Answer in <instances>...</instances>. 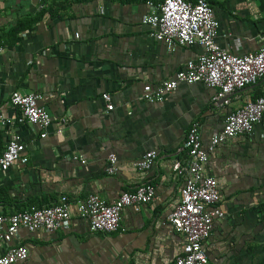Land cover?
Instances as JSON below:
<instances>
[{
  "label": "crops",
  "instance_id": "crops-1",
  "mask_svg": "<svg viewBox=\"0 0 264 264\" xmlns=\"http://www.w3.org/2000/svg\"><path fill=\"white\" fill-rule=\"evenodd\" d=\"M145 1L0 0V118L18 114L10 94L33 92L51 120L44 137L36 125L0 124V150L15 132L27 158L0 171V214L71 204V217L53 232L19 228L10 244L24 246L27 256L11 264H169L183 244L165 217L183 184L172 163L186 161L187 129L197 123L205 146L226 113L264 96L263 76L225 104L213 105L214 89L201 82H179L161 101L145 100L144 85L171 79L200 52L197 44L167 50L151 38L141 22ZM208 2L221 48L235 55L258 49L264 0ZM149 150L153 165L136 169L132 163ZM109 154L112 174L105 171ZM204 172L216 181L223 213L202 245L207 264H264V128L255 124L250 135L219 143ZM143 183L153 185V199L138 210L124 207L114 231L91 230L75 214L72 203L88 193L109 204Z\"/></svg>",
  "mask_w": 264,
  "mask_h": 264
},
{
  "label": "built area",
  "instance_id": "built-area-1",
  "mask_svg": "<svg viewBox=\"0 0 264 264\" xmlns=\"http://www.w3.org/2000/svg\"><path fill=\"white\" fill-rule=\"evenodd\" d=\"M145 4L148 12L141 16V22L149 27L151 38L164 43L167 50L178 45L197 44L200 47L197 57L186 61L171 79L154 87L144 85L142 96L145 100L161 101L163 95L173 90L179 82H201L214 89L211 97L213 105L220 100L225 104L228 94L264 76V38L256 51L243 55H235L221 48L215 42L217 21L207 0H146ZM100 96L105 102V109L111 110L109 95L103 92ZM39 99L41 95L33 92L10 94L9 103L18 110V114L11 119L0 118V124L15 122L36 125L40 129L39 137H44L51 120L46 110L38 104ZM255 124L264 128V96L247 100L226 113L220 129L209 136L205 146L201 143L197 123H191L187 129L183 141L186 161L183 164L179 161L172 163V171L183 176L184 180L178 202L165 217L173 231L182 235L183 244L181 252L169 264H207L202 245L209 235L213 218H220L223 213L216 206L219 200L216 181L205 174L204 165L219 143L228 137L250 135ZM24 149L19 136L11 132L0 150V171L8 169L16 161L25 163ZM155 156L154 150L146 151L132 165L138 170H147L153 165ZM116 170L115 156L107 155L106 173L112 174ZM153 197V185L143 183L130 192L120 193L109 204L93 193L72 204L76 216L87 220L91 230L111 232L118 229L120 212L124 207L138 210ZM70 217L71 204L65 200L41 207L30 205L27 209L8 215L0 214V243L4 244L0 264H11L26 258L24 246L10 244L19 228L28 232L37 229L53 232Z\"/></svg>",
  "mask_w": 264,
  "mask_h": 264
},
{
  "label": "trees",
  "instance_id": "trees-1",
  "mask_svg": "<svg viewBox=\"0 0 264 264\" xmlns=\"http://www.w3.org/2000/svg\"><path fill=\"white\" fill-rule=\"evenodd\" d=\"M126 1H133V2L141 1V2H144L145 0H126ZM154 1H156V0H154ZM191 1H194V0H191ZM207 1H209V0H207Z\"/></svg>",
  "mask_w": 264,
  "mask_h": 264
}]
</instances>
